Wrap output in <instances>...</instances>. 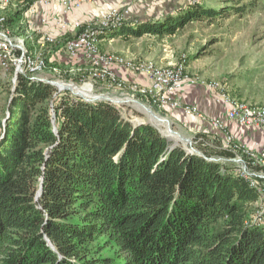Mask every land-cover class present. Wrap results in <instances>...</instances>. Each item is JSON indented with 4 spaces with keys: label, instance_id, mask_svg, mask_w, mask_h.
<instances>
[{
    "label": "trees",
    "instance_id": "1",
    "mask_svg": "<svg viewBox=\"0 0 264 264\" xmlns=\"http://www.w3.org/2000/svg\"><path fill=\"white\" fill-rule=\"evenodd\" d=\"M219 13L196 2L101 37L170 33ZM0 87V264H264L258 193L234 161L27 74Z\"/></svg>",
    "mask_w": 264,
    "mask_h": 264
},
{
    "label": "rangeland",
    "instance_id": "2",
    "mask_svg": "<svg viewBox=\"0 0 264 264\" xmlns=\"http://www.w3.org/2000/svg\"><path fill=\"white\" fill-rule=\"evenodd\" d=\"M10 2L3 8L0 7V11L4 9L0 16H5L7 24L5 26L7 28L11 26L13 28L10 27L12 34L14 33L17 37L22 38L24 43H27L32 49L39 47V49L44 51L45 47L43 48L39 44L35 45V47L32 45V41H37L40 36L31 30L27 14H24L22 10L24 8L22 7L24 5L23 0H10ZM196 2L213 7L220 13L211 19L194 20L174 32L161 34V37L157 38L159 41L156 45L162 49L160 54L167 59L166 64H159L151 58H132L117 52L104 51L99 44L101 40L98 42V47L103 53L119 55L121 58L133 61L150 60L160 67H173L183 57H186L187 70L193 75L200 76L203 81H215L223 85L229 95L237 100L264 105V0H158L155 7L159 9L161 12L160 17H162L170 13L176 14L184 7L193 5ZM38 9L40 8L38 7ZM137 18L141 19L140 16ZM20 22L22 23L20 24ZM95 25L99 26L98 24ZM56 39L57 45L51 46L46 51L47 67L43 76L50 80H59L67 84L80 86L94 94L105 93L114 98L128 99L123 97L117 88H108L104 83L90 79L88 76L90 73L89 69H92L91 65L88 62L85 63V59L79 58L76 59L80 63L75 62L74 64L72 58L65 52L64 43L67 38L58 39L56 37ZM152 41L153 39L146 37L143 41V46L150 48L153 45ZM123 42H119V46L132 47L134 45L133 43ZM60 48H64L60 51L61 54H64L62 58L58 55L53 58L52 54ZM151 56L155 57L154 55ZM116 74L118 75L117 72ZM84 76L86 77L83 78ZM13 78L14 73H7L0 67L1 81H12L14 83ZM85 83H90L91 86ZM2 89L0 87V121L4 118L3 107L7 97V93ZM133 99H138L145 103L139 96H135ZM115 104L123 107L135 122H150L156 124L160 129L166 130V122L164 123L165 125H160L156 119L134 101ZM159 115L167 117L162 113H159ZM171 126L185 137H190L194 145L199 149L206 148L217 155H221V152H229L227 150L214 149L213 144L207 141L209 138L203 133L192 134L189 131H180L172 121ZM232 148L240 153V146ZM215 157L217 160L218 158L222 160L218 156ZM225 157L228 158V156ZM254 208L255 202L253 205L251 204L250 214ZM104 242L105 237H101L93 245L102 246ZM116 250L117 247L114 245L107 246L103 248L102 254L113 256ZM122 262L119 261L120 264Z\"/></svg>",
    "mask_w": 264,
    "mask_h": 264
},
{
    "label": "crops",
    "instance_id": "3",
    "mask_svg": "<svg viewBox=\"0 0 264 264\" xmlns=\"http://www.w3.org/2000/svg\"><path fill=\"white\" fill-rule=\"evenodd\" d=\"M156 2H158V0H93L89 3H85L80 9L72 12L68 17L69 19H80L82 21L98 19L110 7L125 5L131 9V17L129 18L130 22L128 24L132 25L138 21L155 20L159 18L161 12L159 9H156ZM134 10L135 12H133ZM55 13H60L55 7H40V9L28 17L31 30L37 33L39 30L36 28H43L55 35L58 39L71 37L72 30L63 31L52 22L46 24L41 23L42 16L45 15L50 17ZM138 16H140L141 19H138ZM146 37L153 39L151 42L153 45H151L152 47L150 46V48L143 46V41ZM160 37L161 34L159 33H145L143 36L136 37L130 30H125L119 34L101 38L99 44L104 51L117 52L132 58H151L159 64H166L167 59L164 55L160 54L162 49L156 45L159 41L157 38ZM122 41H124L123 43H133L134 45L132 47L119 46L118 43ZM61 50L63 49L60 48L55 51L52 57L55 58V56L58 55L62 58L64 54L60 53ZM72 60L74 64L75 62L80 63L76 58H72ZM113 69L121 78L128 82H137L142 85L151 83L146 75L135 73L117 64L113 65ZM176 95H179L185 103L197 105L207 116L224 120L228 129L235 135L236 141L240 144H244L250 149L257 150L259 145L264 142V127L242 125L234 120H230L227 116V103L217 100L218 91L212 89L205 80L203 81L202 79L199 84L186 83ZM162 110L161 113L167 116L180 131H189L192 134L203 133L209 138L207 141L213 144L214 149H222L220 147L223 145V141L226 140L224 138L225 134L223 131L221 132L220 129L215 128L209 121L186 115L181 108L167 107Z\"/></svg>",
    "mask_w": 264,
    "mask_h": 264
},
{
    "label": "bare ground",
    "instance_id": "4",
    "mask_svg": "<svg viewBox=\"0 0 264 264\" xmlns=\"http://www.w3.org/2000/svg\"><path fill=\"white\" fill-rule=\"evenodd\" d=\"M32 1L34 0H23L24 5L22 4L23 5L22 7L24 8L22 10L24 14H27V17H29L28 8L32 7ZM9 3H11L10 0H0V7L3 8L6 4H9ZM2 11H4V9ZM2 11H0V13H2ZM21 23L22 22H20V24ZM122 23L123 22H111L110 25L109 24H98L99 26L94 25V28H86V33H84V50L91 51L93 54L97 55V57L100 59V62H98L97 60H86L85 59V63L88 62L91 65L90 67H92V69H89L90 70L89 76H99V78L108 79V83L110 85H114V88H117L118 90H133L134 92L137 93V95L146 98L148 101L157 102L158 109L160 110L169 107V102H167V94L161 92V90H158L157 82H151L148 85H142L136 82H127L116 74V72L112 69V65L117 64L120 66V63H121V65H128V67H136V65H140L142 63V68H150L160 75H170V74L175 73L176 70L180 69V74H182L183 76H187V78L194 79L195 81H198V82L202 80L200 76L193 75L187 70L186 57H183L180 60V62H178V64L174 65L173 67H170V66L160 67L150 60L149 61L148 60L133 61V60H127V59L121 58L119 55L103 53L98 47V42L101 39V35L106 33L108 29L112 27H115V26L119 27V25H121ZM5 25H6L5 16L2 15L0 16V29H1L0 67L2 68V70L7 73H10V72L14 73V78H13L14 83L16 82V79H15L16 73L19 70L21 71L19 74H27L32 79L46 81L45 79L47 78L43 76L42 74L31 73L28 71V69H20V60H18V57H17V46L19 47V50L21 51V55H23V66L31 67L35 60L36 62H39L42 64L43 72L46 71V67H47L46 66L47 65L46 49H44V51L42 49H39V47L32 49L30 46L27 45V43L26 44L24 43L22 38L17 37L16 35H14V33L12 34L11 26H8L9 28H7ZM37 33L39 34L40 38H38L37 41H34V40L32 41V45L34 47L35 45H38V44L40 46H45L46 48H50L51 46L57 45L58 42L54 35H52L51 37L42 38L41 32L39 31ZM9 38L12 41L16 42L17 46L11 45V42H9ZM74 41H81V32H74ZM64 48L65 49L71 48V37H68L65 40ZM69 56L71 58L84 59V58H81L79 55H69ZM85 84L91 86L90 83H85ZM208 85L211 88L221 87V90L224 91V94L226 95V98L229 99L230 103H233L235 105H255L254 114H264V105H257L253 103L251 104L245 101L237 100L229 95V93L225 90V87L223 85H220L219 83L215 81L208 82ZM74 89L76 91L81 92L84 95L94 94L93 92L87 91L80 86L74 87ZM157 123H159L160 125H165L164 124L165 121H161V122L157 121ZM218 129H220L221 132L222 131L224 132L225 134L224 138L226 140H230V132L226 131V124H218ZM237 146H240V153H248V149H249V152H257V150L250 149L249 147H246L243 144H239V143L237 144V141L233 140L232 147H237ZM218 157H220V159H222L223 161L229 160L221 156H218ZM258 161H261V164L264 165V154H258ZM239 173L243 178H245L248 181L249 185L252 188H254L258 193V198L255 201V208L252 214V218H253V223L255 225H258V226L260 225L264 227V219L258 218L259 214H264V189L260 188V187H264V177H262L261 175H253V178H252V177L246 176L245 173H242V172H239Z\"/></svg>",
    "mask_w": 264,
    "mask_h": 264
},
{
    "label": "built area",
    "instance_id": "5",
    "mask_svg": "<svg viewBox=\"0 0 264 264\" xmlns=\"http://www.w3.org/2000/svg\"><path fill=\"white\" fill-rule=\"evenodd\" d=\"M93 0H34L32 1V7L28 8L29 16L38 10V7H55L60 13H55L52 16H42L41 23L46 24L52 22L55 26L63 31L72 30L71 34V48L65 49L68 55H79L86 60L100 59L97 55L91 51L84 50V33L86 28H94L95 24H109L111 22H126L131 17V9L127 6L116 5L106 10L98 19H90L82 21L80 19H69V15L80 9L85 3H89ZM68 17V18H67ZM42 34V38L51 37L53 34L46 31L43 28H36ZM74 32H81V41H74ZM1 34V29H0ZM11 45L17 46V43L9 38ZM45 47V46H43ZM46 51L48 48H46ZM17 57L20 60V69H28L29 72L35 74H42V64L34 60L31 67L23 66V55L17 46ZM1 59V58H0ZM124 68L129 69L135 73L146 75L151 82L158 83V90L167 94V102H169V108H181L186 115L199 117L201 119L209 121L215 128L218 129V124H226L224 120L218 118H212L207 116L197 105L185 103L179 95L176 93L186 84H199L194 79L187 78L180 74V69L170 75H160L150 68H142V63L136 65V67H128V65H121ZM114 74V72H113ZM84 76L83 78H85ZM90 79L104 83L108 88H114V85L108 83V79L99 78V76H88ZM218 91V101H224L228 105L227 116L230 120H234L242 125L264 127V114H254L255 105H235L229 102L226 98L224 91L221 87L212 88ZM120 94L128 99H133L137 95L133 90H119ZM147 105L151 106L157 113H161L163 110L158 109V104L155 101H146ZM226 131L230 132V140H224L223 145L220 147L223 150H227L234 154L233 157H228L229 161H234L239 172L245 173L246 176L252 177L253 175H261L264 177V165L261 161H258V154H264V142L259 145L257 152L238 153L232 148V141L237 140L235 135L228 129L226 125ZM221 156V155H216ZM226 158L225 156H221ZM264 189V187H260ZM258 218L264 219V214H259Z\"/></svg>",
    "mask_w": 264,
    "mask_h": 264
},
{
    "label": "water",
    "instance_id": "6",
    "mask_svg": "<svg viewBox=\"0 0 264 264\" xmlns=\"http://www.w3.org/2000/svg\"><path fill=\"white\" fill-rule=\"evenodd\" d=\"M21 71L19 70L16 73L15 79L17 80L18 75ZM46 81L52 83L53 85L57 86L59 91L61 90H69L71 91L74 95L80 96L83 99L87 100V101H98V100H108L114 103H126L127 101H134L135 103H137L138 105H140L141 107H143L146 112L149 113V115H151L154 119H156L157 121H165L167 123V127L166 130H162L160 129L156 124V127L159 128V130L166 136H168L170 139H173L176 143L178 142H182L186 145L187 149L189 152H194L200 155H203L206 158H209L211 160H217V158L215 156H207L206 154H204V152L202 150H200L199 148H197L194 143L193 140L190 137H185L184 135H182L179 131L175 130L172 126H171V121L169 118L164 117L159 115V113H157L151 106L147 105L146 103L138 100V99H122V98H114L113 96L109 95V94H92V95H84L79 91H76L74 89V87H77V85L74 84H67L64 83L62 81L59 80H50V79H45ZM6 118L4 119L5 122ZM143 121H138V123H142ZM56 129V127H55ZM42 193V187L39 189L38 191V196H40Z\"/></svg>",
    "mask_w": 264,
    "mask_h": 264
}]
</instances>
